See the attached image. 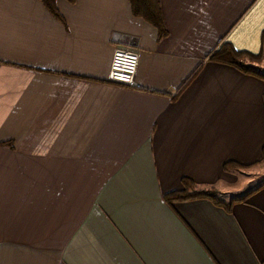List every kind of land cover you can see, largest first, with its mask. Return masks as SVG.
Here are the masks:
<instances>
[{
  "label": "crops",
  "instance_id": "0c3cea01",
  "mask_svg": "<svg viewBox=\"0 0 264 264\" xmlns=\"http://www.w3.org/2000/svg\"><path fill=\"white\" fill-rule=\"evenodd\" d=\"M157 1L159 42L126 0H56L63 23L0 0V264L264 261V186L229 212L162 200L182 179L241 195L264 163V81L205 59L221 38L257 54L264 0ZM117 49L138 90L108 80Z\"/></svg>",
  "mask_w": 264,
  "mask_h": 264
},
{
  "label": "trees",
  "instance_id": "16d2710c",
  "mask_svg": "<svg viewBox=\"0 0 264 264\" xmlns=\"http://www.w3.org/2000/svg\"><path fill=\"white\" fill-rule=\"evenodd\" d=\"M65 1L69 3L72 2V0ZM39 2L53 19L63 23L62 17L60 16L56 8V0H39ZM126 2L128 4L129 12L132 17L141 19L142 21L149 24L155 29L156 42L161 41L166 36V31L162 23V16L159 3L157 0H126ZM205 59L213 63L233 67L244 75L253 76L264 81V74L260 72L259 68L257 67V65H259L264 60V31L261 33L260 36L259 52L255 55L235 51L228 43H224L223 38H221L217 42L215 48L208 54ZM199 68L200 66H198L193 72V74H191L183 82L180 88L175 92L173 98H175L176 95L183 90L186 84L197 73ZM2 145L11 146V143H0V146ZM262 156L264 157V148L262 150ZM244 167L245 166H239L234 163H225L222 166V170L224 172L231 173L240 170ZM180 183L181 190L167 193L163 196L162 200L165 204L170 205L174 202L207 200L213 206L218 207L225 212H229L231 206L235 203H244L252 193L264 186V183H262L255 189H251L241 195L232 196L230 198L225 199L213 187H200L187 179H182ZM259 264H264V261L260 262Z\"/></svg>",
  "mask_w": 264,
  "mask_h": 264
},
{
  "label": "built area",
  "instance_id": "2783aa9c",
  "mask_svg": "<svg viewBox=\"0 0 264 264\" xmlns=\"http://www.w3.org/2000/svg\"><path fill=\"white\" fill-rule=\"evenodd\" d=\"M138 53L132 49L115 50L109 62L108 80L110 82L138 90L140 85L135 81Z\"/></svg>",
  "mask_w": 264,
  "mask_h": 264
},
{
  "label": "rangeland",
  "instance_id": "374dc122",
  "mask_svg": "<svg viewBox=\"0 0 264 264\" xmlns=\"http://www.w3.org/2000/svg\"><path fill=\"white\" fill-rule=\"evenodd\" d=\"M262 183H264V163L254 169L245 171L238 181L230 186L231 193H243L255 189Z\"/></svg>",
  "mask_w": 264,
  "mask_h": 264
}]
</instances>
